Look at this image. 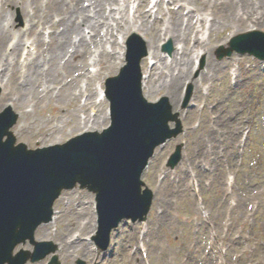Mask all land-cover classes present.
<instances>
[{
    "label": "rangeland",
    "instance_id": "374dc122",
    "mask_svg": "<svg viewBox=\"0 0 264 264\" xmlns=\"http://www.w3.org/2000/svg\"><path fill=\"white\" fill-rule=\"evenodd\" d=\"M2 1L5 0H0V9ZM150 1L146 11L156 13L157 8L153 7L158 0ZM168 1L165 0V6ZM17 2L21 3V0ZM31 3L32 0H27V13L36 8L39 17L37 20H39L42 16L40 6L44 5V0H39L36 5L32 3L33 8ZM138 6L139 0H117L115 5L107 8L108 18L105 20L107 26L116 24L114 18L122 22V18H127V11L133 18L132 15ZM180 6L181 4H177L174 7L178 9ZM110 8L115 9L112 15L109 14ZM22 10L21 6L3 9L0 19V29L14 28L17 31L14 39L18 40H20V31H25L29 25V19ZM141 10L145 12L144 9ZM140 11L137 12L136 18H140ZM204 13L202 10L196 12L195 19L199 15L204 16ZM90 16L95 22L100 20L98 16L95 17L93 9ZM42 24L43 22L39 24L40 36L46 38L44 32L49 26ZM247 25L244 29L228 30L222 37L212 41L207 40L208 53L200 55L196 61L194 78L198 79L201 76L208 60L221 63L222 71L218 78L200 84L202 91H209L208 97L203 96V102L196 97L190 101L195 107L188 105L184 108L186 93L192 87L189 83L182 88L180 96L172 97L166 90L159 91L160 87H158L152 98H148L149 101L154 102L162 96H168L174 104L177 102L174 110L180 113L184 134L158 149L150 169L144 174L146 185L156 194L147 226L144 228L139 223L131 222L122 226V232L115 235L110 249L115 259L108 263L142 264L139 248L145 245L148 255V263L145 264H264V70L253 66L252 74H243L247 79L243 86L237 90L231 89L230 86L226 89L229 72L235 73V70H240L245 64L264 66V61L239 54L223 60L218 59L219 47H228L230 40L236 35L255 29L264 32V26H257L254 23ZM138 26L139 23H131L129 27L125 26L124 29L115 31L112 39L106 34V28H101L104 36L100 38L96 48L92 49L88 63L79 71L81 74L77 72L74 77L72 74L69 78L63 75L57 81V76H52L51 68H43V72L36 76L32 70L30 72L28 68H23V60H21L15 70L18 71V75L20 72L22 77L17 82L16 91H13L15 110L21 115L19 127L23 128L22 131L19 127L14 129L18 142L26 143L30 148L35 149L50 145L56 140L62 143L67 141L82 133L83 126L88 122L98 128H106L110 124L109 105L108 103L103 105L98 101V87L104 88L106 79L116 75L123 66L122 53L125 52L123 44L128 37L137 34L140 40H145L144 31H138ZM82 29L81 36L77 33L72 34L73 47L78 46V43H75L79 37L92 35L83 25ZM204 32L199 36L207 39L208 34L204 35ZM26 38L22 37L23 40ZM88 39L90 40V37ZM164 39L159 45L158 52L166 62L170 63L180 45L169 37ZM169 42H172L173 46L171 54L163 50ZM102 46H105V51L102 50ZM149 51L151 53L152 49ZM9 53L8 51L7 55ZM9 59L10 63L12 57ZM101 60H105L110 66L107 70L101 69L99 64ZM48 61L49 56L42 53L36 62H40L38 66L42 68L41 66L46 65ZM60 61L58 60V66ZM228 61L230 64L225 65ZM13 68L15 67L10 66L7 70L4 68L1 73L4 82L9 79L7 75L11 77ZM162 71L163 68L158 70L156 84L159 83V73ZM62 87L67 89L64 88L62 91ZM231 90L237 91L236 95H228ZM3 91L1 90V94ZM193 94L192 90V96ZM197 101L201 103L200 106L197 105ZM241 104H244L243 125L252 123L253 138L248 141L244 150L239 144L233 149L225 148L223 147L226 145L225 138L235 128L231 130L232 124L229 122L227 111L238 109ZM191 112H196L197 115L192 116ZM214 115L218 117L217 120L212 121L210 118ZM242 116L243 112H238L241 121ZM231 117L234 118V115ZM213 125L218 128L215 133L219 143L205 140L207 131L214 129ZM171 126L173 127V124ZM182 143L186 146L183 152L184 160L176 170H170L166 167L167 159L176 146ZM213 143L217 147H213ZM199 148L200 158L195 164L189 163V157L197 153ZM208 167L211 169L210 172ZM229 168H232L230 173H234L236 178L232 193L226 189ZM190 174L192 177L197 176V185L199 184L197 195L194 194L193 179ZM200 188L202 195L199 194ZM94 199V194L78 188L65 192L63 201L58 203L56 219L46 227L49 234L46 241L59 244L60 264H76L79 260H83L86 264H101L102 261L104 264L106 253L97 254L92 244L89 246L91 248L89 255L90 250H86L89 248L79 245L80 242L86 244L85 239H90L97 231V223L92 214ZM234 200H237L238 204ZM161 212L163 215H160ZM142 228H144L143 234ZM215 240L219 246L214 244ZM60 243L64 244L61 246ZM221 243H225L227 247ZM20 248L33 250L28 244ZM223 251L226 253H222ZM211 254L217 256L211 258L209 256ZM50 258L37 264H48Z\"/></svg>",
    "mask_w": 264,
    "mask_h": 264
},
{
    "label": "bare ground",
    "instance_id": "6f19581e",
    "mask_svg": "<svg viewBox=\"0 0 264 264\" xmlns=\"http://www.w3.org/2000/svg\"><path fill=\"white\" fill-rule=\"evenodd\" d=\"M38 1L39 0H32V3L36 5ZM116 1L117 0H44V8L40 6L42 16L39 20H37L39 17L32 3L31 7L33 8V13L32 11H30L29 14L27 13V0L26 2L25 0H21V3L17 2V0L2 1L0 19L3 9L21 6L23 9L22 13H25V16L29 19L30 27L25 30L24 33L20 31V40L17 38L14 39V34L17 32L14 28L13 30H5V28L0 29V89L2 91L4 90L0 96V108L7 106H12L14 109L16 108V103L13 101L15 96L13 91H16L17 82L20 81L22 76H20V72L18 75V71L15 69L19 67L23 58V68H28V71L32 70L36 76L38 73L41 74L43 72V68H51L53 72L52 76H57V81L58 78H62L63 75L69 78L72 74L74 77L83 66H86L92 55V49L96 48L100 38L102 39L104 36L102 33L103 29L101 28H106V34L108 36L110 35L112 39L115 31L122 30L125 26L129 27L131 23H139L137 30L144 31L145 41L149 49H152L150 55L153 60H157L154 65H151L149 62L145 63L146 60L143 62L145 96L147 98H152L155 91H158V87H160L159 91L166 90L172 97L175 95L180 96L182 88L187 83H190L193 84L195 98L197 97L203 102L202 86H200V84H205L209 80L218 78L222 71V64L216 63L213 60H208L204 71L201 72V76L198 79L194 78L195 64L196 60L199 58V53L197 51H203L205 55L208 53V44L199 36L201 31L207 29L208 20L203 17L199 20L197 18L196 22V14L192 12L196 11L199 13V11L202 10L205 12L203 15L211 17L209 28L207 29L210 41L222 37L228 30L234 31L244 29L249 23H254L257 26H264V0H169L166 7L164 0H161L156 2L153 7L157 8L156 13L149 10L146 11V8L149 7L150 0H139L140 7L138 12L140 9L145 10V12L142 10L140 11V18H136L135 15L131 18L127 11V18H122V22L114 18L116 24H108L107 26L105 21L108 18L106 15L107 8L108 6L115 5ZM180 3L183 4H181L179 9L176 10L172 7ZM188 6H192L193 8L186 13L184 10L188 8ZM92 9L95 12V17L98 16L101 21H104L103 23L100 20L97 22H95L94 19L92 20V16H90ZM114 12L115 9L110 8L109 14L112 15ZM40 22H43L42 25L49 26L46 29L47 31L51 30L48 34L46 33L47 39H45L44 36H40ZM82 25L88 28L92 36L90 40L87 35L79 37L78 41L75 43H78V46L74 45L73 47L72 34L77 33L81 36L83 31ZM200 28L202 30H200ZM22 37L28 38L23 40ZM167 37L180 45L179 50L176 51L170 63L166 62L163 56L158 52L160 43L163 38L166 39ZM103 44H105L104 41ZM22 46L24 49L27 47L28 52L24 51ZM102 50L105 51V46H102ZM8 51L10 52L9 55H7ZM42 53L43 55L47 54L49 56V61L46 65H42V68H39L38 65L40 62L37 63L36 61ZM35 55H37V57ZM10 57H12V60L9 63ZM61 57L63 58L61 59ZM58 60H61L59 66L57 65ZM99 64L103 71L110 67L105 60H101ZM160 64L162 65L161 67ZM228 64H230V61L225 63V65ZM10 66H14L15 68H13L11 77H8L6 72L7 78L9 79L7 82H4V80L1 79V73H3L4 68L7 70ZM162 68L163 71L159 73V83L156 84L158 70ZM109 70H111V68ZM79 73L81 74V72ZM246 82V78L237 75L233 87L240 88ZM64 88L65 90L67 89L66 87H62L61 90L64 91ZM99 97L100 103L105 104L106 100L103 87L100 88L99 94L97 95V98ZM170 103L174 108L177 106V102L174 104L171 98ZM200 104L201 103L198 102L197 105L200 106ZM240 111L243 112L242 124L245 119L244 104L239 105L238 109L228 112L230 115H236ZM191 114L192 116L197 115L196 112H191ZM94 121H97V119H94ZM229 122L232 124V129L239 126L236 120L229 119ZM213 128V130L210 129L207 131L205 140L207 142L215 141L219 143L217 134L215 133V130L218 128L217 126ZM97 129H99L98 126H93L88 122L83 126L82 131ZM19 130L22 131L23 128L20 126ZM241 135L239 127L234 130V133L229 136L228 140L235 146L239 142ZM56 142H58V140H56ZM213 147H217L215 143H213ZM198 151L197 156L195 152L189 157V163L194 164L196 160L200 158V148ZM42 166L44 167V165ZM62 199L63 197L59 201H62ZM45 227L41 228L40 230L42 231L38 234V238L43 240H46L49 235ZM84 248L88 247L85 246ZM86 250L89 251V249ZM90 254L91 252H89V255Z\"/></svg>",
    "mask_w": 264,
    "mask_h": 264
},
{
    "label": "water",
    "instance_id": "95a60500",
    "mask_svg": "<svg viewBox=\"0 0 264 264\" xmlns=\"http://www.w3.org/2000/svg\"><path fill=\"white\" fill-rule=\"evenodd\" d=\"M135 48L133 42L130 64L115 93L109 90L115 125L103 136L85 134L64 146L28 151L24 145L15 147L10 131L18 115L12 109L0 114V264H12L14 247L32 239L36 228L51 219L62 190L76 182L97 192L107 213L138 204L141 183L137 177L155 147L169 136L168 122L176 118L166 100L156 105L143 100L138 67L144 51L138 46L136 54ZM148 202L147 194L140 208ZM18 259L26 261L24 254Z\"/></svg>",
    "mask_w": 264,
    "mask_h": 264
}]
</instances>
